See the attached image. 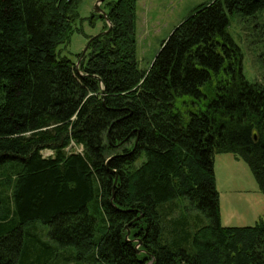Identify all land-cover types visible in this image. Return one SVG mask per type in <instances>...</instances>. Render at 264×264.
<instances>
[{
	"label": "trees",
	"instance_id": "16d2710c",
	"mask_svg": "<svg viewBox=\"0 0 264 264\" xmlns=\"http://www.w3.org/2000/svg\"><path fill=\"white\" fill-rule=\"evenodd\" d=\"M77 2L0 0V264H264V219L222 226L213 170L230 154L264 193V83L226 31L264 0L197 6L145 70L137 0L103 1L86 62L61 56Z\"/></svg>",
	"mask_w": 264,
	"mask_h": 264
},
{
	"label": "rangeland",
	"instance_id": "374dc122",
	"mask_svg": "<svg viewBox=\"0 0 264 264\" xmlns=\"http://www.w3.org/2000/svg\"><path fill=\"white\" fill-rule=\"evenodd\" d=\"M96 1L78 0L77 19L74 22L77 31L73 32L68 44L58 48L61 56L75 63L82 58L86 62L88 55L83 52L88 37H94L102 31L101 19L95 18L92 24L88 20L92 15H98L94 13ZM208 1L210 0H137L135 37L139 69H147L157 55L161 43L174 28L188 17L194 8ZM101 4L99 7L102 9ZM227 18L226 31L240 51L243 76L249 82L264 83V9L250 16L227 13ZM49 154L48 151L43 152L45 157ZM139 163L140 161L136 165ZM213 170L219 195V221L222 226H252L264 219V193L258 188L244 161L230 154L215 155ZM175 201L192 227L198 224L199 220L204 221L202 224L209 223L201 213L190 208L187 199ZM183 206L187 210H184ZM43 229L45 232L46 229Z\"/></svg>",
	"mask_w": 264,
	"mask_h": 264
},
{
	"label": "water",
	"instance_id": "95a60500",
	"mask_svg": "<svg viewBox=\"0 0 264 264\" xmlns=\"http://www.w3.org/2000/svg\"><path fill=\"white\" fill-rule=\"evenodd\" d=\"M103 1H104V0H97V1H96V3H95V10H94V13L103 16V18L105 19V21L108 23L109 29H108L107 31L101 32V33H99V34H105V33H108V32L110 31V29H111V24H110V22L107 20V16H106L105 11L102 10V9L99 7V5H100ZM99 34H97L96 36H98ZM96 36H94V37H96ZM92 38H93V37H92ZM92 38H91V39H92ZM87 46H88V45H86L83 54L85 53V51H86V49H87ZM78 62H79V61H78ZM78 62H77V63H78ZM254 137H255V136H254ZM125 228L128 230V225H126ZM127 234H129L128 231H127ZM136 248H137V247H136Z\"/></svg>",
	"mask_w": 264,
	"mask_h": 264
}]
</instances>
